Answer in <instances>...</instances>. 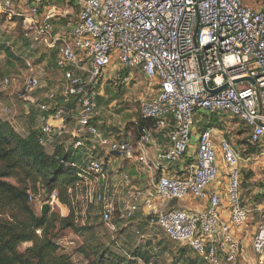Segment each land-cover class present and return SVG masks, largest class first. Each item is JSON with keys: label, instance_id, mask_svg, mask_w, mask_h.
<instances>
[{"label": "built area", "instance_id": "2783aa9c", "mask_svg": "<svg viewBox=\"0 0 264 264\" xmlns=\"http://www.w3.org/2000/svg\"><path fill=\"white\" fill-rule=\"evenodd\" d=\"M56 1L0 0V13L23 20L31 50L57 55L61 86L43 101L25 98L35 107L41 144L67 134L74 149L90 142V154L103 148L101 153L126 157L147 175V188L136 189L128 174L118 181L105 162L91 156L86 172L69 190L76 212L80 201L86 204L76 222H88L90 206L93 218L111 233L118 231V214L126 221L140 218L170 241L190 248L205 264H239L241 244L234 232L247 224L249 213L240 198L236 149L227 140L218 147L214 131L204 129L195 160L181 175L170 168L188 155L198 113L238 120L249 128L253 146L264 145V7L256 10L244 0H67L64 5ZM26 65L31 68L30 62ZM134 72L157 88L140 107V117L152 124L137 140L111 141L96 125L100 90L109 83L133 85ZM245 79L254 85L235 83ZM203 82L212 91L228 86L211 95ZM45 88L41 76L31 74L23 90L29 95ZM58 95L73 101L76 115L70 117L58 106ZM2 113L7 120L13 115L9 108ZM168 127L167 144L158 146L156 136ZM219 162L227 169L228 221L221 218V197L208 194L219 178ZM260 182L264 189V176ZM57 197L53 192L41 207H59ZM187 198H208L209 205L200 212L169 209L168 204ZM40 200L30 197L36 204ZM137 234L145 238L140 231ZM58 245L68 249L75 243ZM252 248L257 264H264V212Z\"/></svg>", "mask_w": 264, "mask_h": 264}, {"label": "trees", "instance_id": "16d2710c", "mask_svg": "<svg viewBox=\"0 0 264 264\" xmlns=\"http://www.w3.org/2000/svg\"><path fill=\"white\" fill-rule=\"evenodd\" d=\"M13 19L23 23L20 18ZM25 35L23 33L19 38L23 42V56L32 57L37 50L30 49ZM1 48L10 51L6 46ZM54 67L57 68L55 62ZM57 101L58 106L76 114L72 100L58 96ZM210 117L215 123H220L223 115ZM151 124L150 120L142 119L139 112L132 127L133 140H137L142 129ZM214 126L220 128L218 124ZM248 131L242 130L241 134ZM41 137L40 129L32 128L27 133H20L0 113V264H75L72 254L58 243L66 237V231L82 239L85 233L90 234L91 231V226L76 222L81 210L78 208L76 212L73 195L69 192L74 190L80 176L86 172L88 156L91 155L88 149L90 142L81 149H74L73 144L67 148L65 142L56 139L48 149V143L41 144ZM242 143L248 144L250 152L256 148L248 143L247 138L238 141L239 145ZM77 151H82V154H75ZM53 192H57L60 206L70 210L68 216L61 217L50 212L42 216L36 210V203L30 202L31 196L45 202ZM95 242V235L92 234L91 239L88 242L85 239L78 249L88 264H169L159 261L158 246H153L152 242L131 249L121 248L118 253L102 250ZM176 243L169 241L165 247L173 251L178 245ZM24 244L31 246L22 252L20 248ZM162 245L159 244L160 247ZM192 253L187 246L178 248L173 263L195 264Z\"/></svg>", "mask_w": 264, "mask_h": 264}, {"label": "rangeland", "instance_id": "374dc122", "mask_svg": "<svg viewBox=\"0 0 264 264\" xmlns=\"http://www.w3.org/2000/svg\"><path fill=\"white\" fill-rule=\"evenodd\" d=\"M244 1L248 6H251L256 10L264 7V0ZM66 2L67 0H57L55 4L64 5ZM1 14L2 13H0V113L3 117H5L2 111L5 108H9L13 114L11 115L9 121L13 123L16 130L24 134V132H27L32 128L39 129V125L36 121L35 107L30 102L25 100V98L33 97L42 101L45 100L48 92L56 90L61 86L63 77L61 72L54 67V62L57 59V55L55 53L49 52L45 49H40L37 50L32 57H27V55L23 56V42L19 38L23 33L24 35L27 33L24 23L19 24L13 19V17ZM25 38L29 42V38L26 35ZM2 46H6L10 51L2 49ZM26 61L31 63V68L27 67ZM112 73H115L114 66L112 67ZM31 74L41 76L42 82L46 88L44 90L33 91L29 95H25L23 90L24 84L29 79ZM134 74L135 72L133 75ZM136 77L137 79L131 86L109 83L105 85L102 90H100L101 92L98 97V122L96 125L106 136L110 138L111 141H115L117 138L121 139L129 136V134L132 133L133 124L138 119L141 102L151 100L156 94L157 88L151 84L144 75L136 74ZM6 79L10 80V84L8 86L4 85V80ZM58 94L60 95V90H58ZM73 115L74 114H70L69 116L73 117ZM225 118H227L229 122L233 120L229 117ZM21 120L24 121V125L20 123ZM212 121L213 118L207 113H202V115L198 113L195 115L193 137L195 136L196 145L194 148L191 147L188 155L185 157L187 159V163L194 161V157V159H189L188 157L189 155H196L199 135L201 131H203L207 122ZM70 122L73 123V119L70 118ZM167 132L169 133L170 131L167 130ZM56 139H59L61 142H65L67 148L69 145L73 144L69 135L62 134L61 136H56L48 140V149H50L49 145H52L53 141ZM126 140L129 141L127 138ZM235 140L233 142H235ZM102 150L103 148H97L90 156H88L89 160L91 156L94 155L95 159L105 162L104 159L108 153L104 152V155L101 153ZM75 154H82V151H77ZM101 154L102 157L104 156L105 158H100ZM109 160H113L112 167H121L122 170L126 169V171H129L130 169L131 171H136L139 167L121 155L108 156L106 162ZM108 168L111 169V166L109 165ZM131 175H133L132 172ZM112 177H116L117 179L118 175L116 173H112ZM117 180L123 181L122 178ZM41 203L42 200L36 204V210L39 213L42 208ZM178 205L184 204L182 201H175L168 204V207L169 209L181 208ZM85 206L86 204L83 201L79 202L80 209ZM89 211L92 215L88 216L89 219L86 224L91 226L90 234L85 233L84 238L82 239V237L66 231V237L62 239V241H72L75 243L73 247L66 249L72 254L75 264H88V261L79 253L78 249L85 239L87 242L91 239L92 234L95 235L96 238L95 245H100L102 250L107 249L116 253H118L121 248L128 247L131 249L134 248L133 246L145 245L152 242L153 246H158L159 251L157 253L159 254V261L161 263L167 262L169 264H175L173 263V258L175 255H178V248L185 247L183 244L176 243L178 245H176L177 247L172 251L170 247H165L170 240L163 231L157 228H150L145 222H142L143 220L141 221L140 218H135L131 221L123 220L119 214L115 217L118 231L111 233L104 225L101 224L99 219L93 218V206L89 207ZM48 212L56 213L61 217H66L69 215L70 210L62 206H55L54 209L51 208ZM138 231L145 236L144 239L137 234ZM159 244L163 245L160 247ZM29 246L31 245H22L20 251L24 252ZM191 258L195 260V264H205L194 253L191 254Z\"/></svg>", "mask_w": 264, "mask_h": 264}, {"label": "crops", "instance_id": "0c3cea01", "mask_svg": "<svg viewBox=\"0 0 264 264\" xmlns=\"http://www.w3.org/2000/svg\"><path fill=\"white\" fill-rule=\"evenodd\" d=\"M251 7V6H250ZM135 74H140L139 72H135ZM103 94V93H101ZM102 96V95H101ZM99 107V105H98ZM98 117V116H97ZM226 116L220 118V123L207 122L204 129H212L216 136V144L219 147V142L221 140H227L232 144V146L236 149L238 157H239V167H240V198L242 201L243 207L248 211L249 218L247 224L236 230L234 232L235 238L241 244V253L239 256V264H257L255 255L253 253V237L258 228V225L261 221L262 214L264 212V189L260 182L261 178L264 176V145L254 146L256 148L253 149L252 152L248 150V144H238V141L244 140L247 138V141L250 145H252L249 141V128L239 122L238 120L233 119L231 122L228 121ZM98 118H96V123ZM19 121V120H18ZM237 121V122H235ZM104 122V120H103ZM235 122V123H233ZM24 125V121L20 122ZM214 124H218L220 128L214 126ZM241 128V130H240ZM248 129V133L241 134L242 130ZM170 131V127L166 130L160 132L156 136V142L158 146H164L167 144L168 132ZM27 133V132H24ZM131 134L129 136L123 137L128 140L133 139ZM236 139V140H235ZM235 140V142H233ZM196 145L195 136L192 138V148ZM105 155V154H104ZM101 156V155H100ZM109 155H106L104 160L108 159ZM195 155H189V159H194ZM187 159H183L179 164L173 165L171 169V173L175 175H181L191 163H187ZM195 160V159H194ZM109 171L111 173H116L118 175L117 179H123L125 174H128L131 177V185L136 189H146L147 188V175L141 171L138 167L136 171L122 170L121 167L114 168L112 167L113 160H109L107 162ZM220 174L216 183H214L209 189L208 194L216 193L221 197L222 204L220 209L221 218L224 221H228L230 217V205L227 197L228 191V176L227 169L225 165L219 162ZM131 172L133 175H131ZM181 202V201H179ZM184 205H178L182 209H188L195 212L203 211L209 205L208 198L204 200H194L192 198H187L182 201ZM142 211L146 212L145 207L142 208Z\"/></svg>", "mask_w": 264, "mask_h": 264}, {"label": "water", "instance_id": "95a60500", "mask_svg": "<svg viewBox=\"0 0 264 264\" xmlns=\"http://www.w3.org/2000/svg\"><path fill=\"white\" fill-rule=\"evenodd\" d=\"M200 73H201L202 76H204V71H203V68H202L201 63H200ZM242 81H249V82H251V83L254 85V81H252V80H250V79L238 80V81H236L235 83H240V82H242ZM203 86H204V89L206 90V92H208V93L211 94V95H215V94L221 92L222 90H224L225 88H227L228 84H226V85H224L223 87L218 88V89H216V90H214V91H212V90H210V89L208 88L206 82H203ZM49 210H50V205H48V204H44V205L42 206V209H41V215L44 216Z\"/></svg>", "mask_w": 264, "mask_h": 264}]
</instances>
